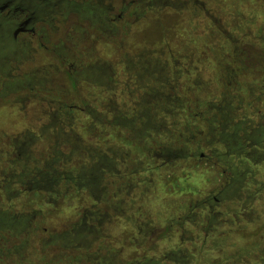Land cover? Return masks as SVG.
<instances>
[{
  "label": "rangeland",
  "instance_id": "rangeland-1",
  "mask_svg": "<svg viewBox=\"0 0 264 264\" xmlns=\"http://www.w3.org/2000/svg\"><path fill=\"white\" fill-rule=\"evenodd\" d=\"M55 1L58 4L50 18L34 22L29 28L34 33L29 30L15 41L16 47L23 51L22 59H9L1 68L0 151L11 153L20 140L35 136L37 139L25 148L24 158L37 161L41 165L39 168L51 165L50 169L45 168L47 174L56 171L75 175L88 163V154L95 155L96 161L105 156L107 164L95 199L82 187L68 188L62 182L53 191L35 190L24 183V190L17 194L20 181L27 182L29 178H20L23 172L19 168L23 165L26 176L37 165L27 163L24 158L20 160L17 154L12 155L10 160L19 167L17 171H10L6 163L2 167L5 181L13 177L14 182L6 191L7 200L15 212L28 216L36 211L41 215L31 220L28 231L8 241L7 251L0 250V264H67L73 261L80 253L67 249L64 242L56 240L46 245L42 253L38 249L40 242L48 244L50 237L61 239L65 234H72L82 217L88 219L93 205L101 215L107 213L111 220L102 219L104 227L100 233L104 240L91 244V252L111 251L118 256V261L128 262L141 258L148 249H164L168 245L166 241L177 244L182 227L187 231V225L180 223L187 212V204L206 198L223 185L221 169L190 161L165 167L147 156H151L148 151L151 142H138L117 130L96 126L95 115L111 120V114H104L105 108L101 105L114 99L113 93L120 88L115 83L131 75L130 70L141 62L152 65V61L160 59V63L156 62L162 66L163 56L168 63L167 71H175L180 76L177 69L183 70L182 84L187 86L189 60L192 71L198 69L205 76L206 85L214 87L210 62L214 57L210 53L207 55L208 48L203 54V46L218 45L214 29L220 31L225 24L231 27L243 24L231 19L236 10L245 20L257 15L256 25L263 26L264 36V0H188L191 5L187 8L181 5L187 0H168L144 10L137 6L147 0ZM130 2L132 4L120 20L111 24L102 19L107 5L112 8V15H119L121 8ZM87 8L92 9L93 16L84 12ZM227 35L243 73L253 69L252 74L257 75L254 69L262 62L250 58L254 53L248 45L239 41V46L236 45V35ZM243 36H247V43L254 41L253 32ZM170 56L174 58L175 69H172ZM205 56L210 60L203 62ZM69 67L72 75L68 74ZM93 70L107 72L111 82L102 83L74 74L75 71L90 73ZM252 79L243 75L241 81ZM209 97L207 94L206 98ZM59 104L79 107L82 111L67 112L65 123L53 124ZM103 150L110 159L102 154ZM3 196L0 200L7 202ZM105 205L115 208L106 211ZM227 206L224 204L222 211ZM257 207L259 217L255 222H241L238 227L222 226L226 240L224 254L221 252L215 257H232L242 248H252L264 240V212H261V204Z\"/></svg>",
  "mask_w": 264,
  "mask_h": 264
},
{
  "label": "trees",
  "instance_id": "trees-1",
  "mask_svg": "<svg viewBox=\"0 0 264 264\" xmlns=\"http://www.w3.org/2000/svg\"><path fill=\"white\" fill-rule=\"evenodd\" d=\"M28 1L0 0V59L3 57H8V60L22 59L23 51L16 47L12 36L19 29L26 30L25 32L30 30V26L21 27L20 25L26 19L31 18V26L42 19L38 14L32 15V11H28L25 4ZM39 1L31 0L30 4L39 9L41 6ZM189 1L192 2V0ZM190 2L189 5H191ZM33 12L36 13L34 10ZM228 15L231 16L229 13ZM222 17L217 16L220 20L223 19ZM231 19H237L243 24H238L236 27L225 24L220 31L214 29L216 37L219 38L218 45L203 46V54L208 48L207 55L210 53L214 57L211 60L209 56H205V60L202 59L203 62L207 60L211 62L214 87L206 85L205 76L198 69L196 72L192 71L194 69L190 66L189 60L187 61V86L182 84L183 70L177 69L181 73V79L175 71H167L168 63L163 56L162 66H158L156 62H161L160 59L155 60L156 63L152 61V65L141 62L130 70L131 78L128 76L123 81L118 80V83H115L120 88L117 93H113L114 99L104 101L101 105L105 108L104 114H111V120L95 115L96 126L117 130L138 142L142 140L151 142L152 148L149 147L148 150L151 156L149 154L147 156L154 162L158 161V164L169 167L180 161H190L221 169L223 185L206 198L187 204V212L180 222L187 225V231L182 227L184 231H180L177 244L166 241L168 245L164 249H148L142 253L141 258L128 262L118 261V256L111 251L91 252V244L104 240L100 233L104 227L102 219L108 217L111 220L107 213L101 215L96 205H93L98 212L94 214L90 211L93 215L88 216V219L87 216L82 217L81 223L75 226L72 234H65L60 237L61 239L50 237L51 242L48 244L42 240L38 248L41 253L44 252L46 245H51L57 240L64 242L67 249H74L80 253L67 264H264V240L252 248H242L232 257H215L221 252L222 255L224 254L226 240L222 226L238 227L241 222H255L259 217L257 206L260 204L261 212H264L263 26L256 25L257 15L245 20L239 16L237 10L234 11ZM248 32H253L254 41L251 43H247L245 41L247 36H243ZM22 34L24 33H20L19 36ZM227 34L236 35L238 38L236 45L239 46L242 42L243 45H248L254 53L250 58L262 62L254 69L258 71L257 75L252 74L253 69L250 73H243L244 69L240 67L241 63L239 64L238 57L231 48ZM222 36L228 40L224 38L222 40ZM170 63L173 69L175 67L173 56H170ZM189 67L192 69H188ZM243 75L254 79L243 83L241 81ZM183 88L185 91L181 95ZM207 94L209 98H206ZM59 107L56 108L58 112L65 110L64 108L59 111ZM186 135L187 141H185ZM153 147L156 148L153 149ZM15 154L14 148L11 153L0 151V196L4 195L3 198L7 202L6 191L10 190L9 184L12 183L13 178H10L11 181H5L2 176V167L6 163L10 171L16 172L19 167L17 168L10 160V157ZM102 154L108 159L111 158L105 150ZM87 156L88 163L84 166V171L88 172L86 168L90 163L89 168L95 177V186L92 187L95 189L84 187L83 191L91 194L95 199L99 191L97 185L105 173L103 168L106 167L107 161L104 162L105 156L100 157L99 161H96L95 155ZM30 163L37 166L26 176L23 165L19 168L20 172H23L20 178L24 180L29 178L27 182L20 181L18 184L20 191L17 194L22 193L26 186L24 183L29 185L37 183L39 187L34 188L35 190L53 191L57 186L56 177L47 174L46 169L39 168L40 163ZM82 171L83 169L74 176ZM36 173L39 174L36 175ZM7 202L0 200L1 251H7L8 241L28 231L31 220L41 215L36 211L28 216L15 212L12 204ZM224 204L228 206L222 211ZM114 208L113 205H105L106 211L114 210ZM170 227L166 229V232H169ZM75 230H78L76 235Z\"/></svg>",
  "mask_w": 264,
  "mask_h": 264
},
{
  "label": "flooded vegetation",
  "instance_id": "flooded-vegetation-1",
  "mask_svg": "<svg viewBox=\"0 0 264 264\" xmlns=\"http://www.w3.org/2000/svg\"><path fill=\"white\" fill-rule=\"evenodd\" d=\"M55 0H40L39 2V4H41V6H39L40 8L39 9H36V7H34L32 4H30L31 3V0H29L28 1V3H25L26 4V6L28 7V11L30 12V11H32V15H35V14H38L40 17H42V19H43V17H49L50 18V13L51 12H53L54 10H56L55 8H56V6H57V4H58V2H54ZM168 0H147V1H145L144 3L143 2H140V5L139 6H137V8H140L141 10L143 9H150L151 7H153V6H155V5H158V4H163L164 2H167ZM44 4V5H43ZM132 4V2H130L128 5H126L125 7H122L121 8V10H120V13H119V15H112V8H110V7H108V5H107V7H105L104 9H103V12H102V19H104L105 21H107V22H109V23H114V22H116V21H118V20H120L122 17H121V15L122 14H124L125 12H127L128 11V9H129V7L128 6H130ZM68 5V4H67ZM181 5H182V7H186V6H188L189 5V1H185L184 3H181ZM128 8V9H127ZM33 10L34 11H36V13L35 12H33ZM91 10L92 9H89V8H87V9H85L84 10V12L85 13H88V15H91V16H93L94 14L91 12ZM132 15H134V13L132 12ZM97 16V15H96ZM98 17V16H97ZM41 19V20H42ZM31 23H32V20H31V18H29V19H26L23 23H21L20 25H21V27H28V26H30V27H32L31 26ZM33 25V24H32ZM25 31L26 30H22V29H19L18 31H16L14 34H13V36H12V40H13V42H17V39H18V37H19V34L20 33H25ZM29 32V31H28ZM30 32H32V33H34V31L33 30H31L30 29ZM41 33H43V30L42 31H40ZM36 37L38 38V36L36 35ZM5 61H8V57H3V58H1L0 59V67L2 68L3 67V65H4V62ZM71 67H69V70H68V74H70V75H72V73L70 72L71 70ZM1 70V69H0ZM74 74L75 75H77V76H79V77H83V76H89V77H92V78H94V79H96L97 81H99V82H104V83H108V82H111V78L110 77H108V74H107V72H105V71H96V70H93V71H91L90 73H88V72H86V73H84V71H75L74 72ZM74 79V78H73ZM60 110H63L64 108H65V112H64V114H63V112H58V111H56V115L54 116V120H53V124H55V123H60V124H62V123H65L67 120H66V118H65V115H67L68 116V113L67 112H73L74 110H79V111H82V109L81 108H79V107H75V106H69V107H66L65 105H63V104H61L60 105ZM67 108V109H66ZM32 133V132H31ZM74 134V133H73ZM63 134L61 133L59 136L61 137ZM27 139H28V141H27ZM27 139H25L23 142L20 140L18 143H16L15 145L16 146H13L14 147V149L16 150V154H17V157L21 160V158H24V157H26V154L27 153H25L26 151H25V148L27 147V145H29L32 141H35V139H37V137H30V138H27ZM77 149H80V148H77ZM32 161L31 159H29L28 157L27 158H24V161H26L27 163H30V161ZM93 160V158L91 159V161ZM51 163L50 164H52V162L53 161H50ZM56 162V164L58 163V161L56 160L55 161ZM94 162V161H93ZM104 162H105V160H104ZM26 163V164H27ZM32 163H35V164H38V162L37 161H32ZM49 166H51V165H46L45 167H44V169L46 168V169H50L49 168ZM90 167V163H89V165L87 166V168H86V170L88 171L87 173H85V171H84V169L85 168H83V171L80 173V174H78L77 176H74L73 174H66V173H60V174H58L56 171L52 174V176L53 177H56V179H58V180H56L55 181V183L57 184V185H59L61 182L62 183H64L65 185H67L68 186V188H71V187H82V188H84V187H88L87 189H95V187H92V186H95V183H94V181H95V177H94V174H92V170L89 168ZM74 177H76V178H74ZM11 178H13V177H11ZM11 184H13V181H12V183ZM11 184H9L10 186H11ZM94 184V185H93ZM9 185H7L8 187H10ZM29 185V184H28ZM29 187L30 188H38L39 186H38V184L37 183H32V184H30L29 185ZM24 190V189H23ZM57 194H58V192H57ZM96 210V211H95ZM98 209H96V207H93L92 206V210L91 211H93L94 212V214H95V212L97 213L98 211H97ZM88 215L89 216H92L93 214L91 213V212H89L88 213ZM109 219V218H108ZM85 219L83 218V221H84ZM110 220V219H109ZM98 226V225H97ZM77 231L78 230H75V235L77 234ZM50 240V239H49Z\"/></svg>",
  "mask_w": 264,
  "mask_h": 264
}]
</instances>
